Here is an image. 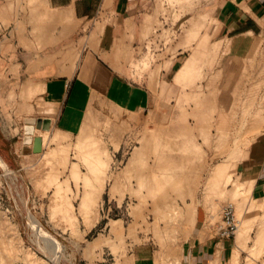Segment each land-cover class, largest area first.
<instances>
[{
    "label": "rangeland",
    "instance_id": "rangeland-1",
    "mask_svg": "<svg viewBox=\"0 0 264 264\" xmlns=\"http://www.w3.org/2000/svg\"><path fill=\"white\" fill-rule=\"evenodd\" d=\"M147 5L140 29L130 22V35L111 34L112 18L104 10L70 52L79 51L86 41L95 47L108 41L109 56L117 68L137 79L150 80L155 96L151 110L123 114L99 100L96 109L86 110L79 132H69L63 138L69 161L54 165L52 173L59 176H54L51 183L42 178L51 171V165L41 153L53 149L56 143H45L48 136L36 125L33 134H27L25 126L17 132L16 140L25 141L24 153L18 166H6L20 168L18 172L24 176L23 214L11 220L2 213L0 225L4 222L6 226L0 236L11 235L9 223L17 227L22 238L15 253L0 244V264H31L25 257L27 251H31L32 261L38 264H136V250L141 247L154 251V264H185L184 239L199 228H203L202 236L212 235L224 201L235 204L242 220L241 229L245 225L249 228L245 212L247 194H213L208 201L205 183L214 164L235 151H242L243 158L251 142L264 132V48L255 53L250 66L232 62L222 50V41H216V0H153ZM31 13L34 15L33 9ZM194 22L198 23L196 37L183 43L182 36ZM43 23L47 25L48 21H40L36 28ZM64 45L62 49L68 43ZM179 46L189 49L200 66L188 68L174 80L170 76L165 82L160 62ZM169 62L164 66L168 67ZM14 116L9 111L8 118L12 120ZM256 120L260 125L254 128ZM88 128L102 137L111 160L103 193L86 218L81 210L85 191L82 176L88 167L82 160L78 141ZM221 129L224 138L219 140ZM206 130L211 132L209 141L204 137ZM56 131L51 125L50 134ZM187 135L195 136L202 152L195 151L191 143L185 144ZM73 162L78 163L81 177L73 175ZM183 165L185 173L192 176L176 189L168 174ZM91 178L99 185L96 177ZM28 192L35 196L34 202L29 201ZM194 198V210L189 213L188 203ZM262 207L255 203L251 206ZM115 219L122 225L121 234L113 229ZM251 231L250 227L239 262L247 264L252 255L254 264H264V241L256 251ZM170 248L171 253L165 254Z\"/></svg>",
    "mask_w": 264,
    "mask_h": 264
},
{
    "label": "crops",
    "instance_id": "crops-1",
    "mask_svg": "<svg viewBox=\"0 0 264 264\" xmlns=\"http://www.w3.org/2000/svg\"><path fill=\"white\" fill-rule=\"evenodd\" d=\"M151 1L0 0L2 162L19 165L25 141L16 140V135L25 126L26 117H50L52 129L75 135L82 126L86 110L96 109L99 100L123 114L151 110L155 96L150 80L137 79L117 68L109 56L108 41L103 40L97 47L86 41L74 60L70 52L104 10L112 18L111 34L130 35L131 21L140 29L145 20L144 10ZM216 3L215 24L219 27L215 32L219 35L216 41H222V50L232 62L250 66L255 53L264 48V0H216ZM43 19L48 24H40L37 29L36 25ZM106 36L107 33L103 39ZM65 43L68 45L62 49ZM169 54L168 59L160 62L161 78L165 82L170 76L174 80L184 73L189 62V68L200 66L195 55L184 46H179L173 55ZM167 61L170 62L165 67ZM9 111L15 115L12 120L8 118ZM236 168L233 178L247 184L240 191L248 196L245 212L251 234L256 237L264 221V207L252 209L251 206L254 203L264 205V132L251 142ZM227 186L231 188L232 183ZM238 199L241 201L243 195ZM202 229L183 241L185 264H210L218 252L223 264H231L238 232L229 237H221L215 231L210 236H202ZM135 263L154 264V251L138 248Z\"/></svg>",
    "mask_w": 264,
    "mask_h": 264
},
{
    "label": "bare ground",
    "instance_id": "bare-ground-1",
    "mask_svg": "<svg viewBox=\"0 0 264 264\" xmlns=\"http://www.w3.org/2000/svg\"><path fill=\"white\" fill-rule=\"evenodd\" d=\"M43 21L45 22L46 20L43 19ZM197 24H198L197 22L192 23V25L185 31L184 35L182 36V42L183 43H190L192 41V39H194L196 37ZM44 25H46V23L42 24V26H44ZM78 55H79V51H77V52L73 51L72 52V59L74 60ZM190 64H191V62L187 63V66H185L184 69L187 70L189 68ZM259 125H260L259 121L256 120V122L254 123L253 126H254V128H257V127H259ZM90 128H92V126ZM90 128L84 129L82 131L81 137L78 141V145H79L80 151H81L82 160L86 163V165L88 167V172L82 176L84 178V182H85V191H84L83 197H82L81 210H82V212L86 218H88L90 216V213L92 211L94 204L98 201V198L103 193V190H104L105 185H106L107 169H108V166H109V163L111 160V155H110L109 149L106 145H104L105 143L103 142L102 137L99 136L95 132L94 129H90ZM50 129H44L42 131L48 136V137H45V143L47 142V140H49L53 143H56L57 146L54 147L53 149L49 150V151H44L43 153L39 152V153L45 155L46 163L51 165V171L48 174H46L44 177H42L43 180H45L49 183H51V180L54 176L55 177L59 176L57 173H52L53 169H54V165L60 161L61 162L65 161L66 163H68V161H69L68 156L66 155L67 147H66L65 142H63V138L66 136H69V134H68L69 132L64 131V130H58V131L54 132L53 134H50V131H49ZM223 131H224V129H221L219 132V134H220L219 140H222L224 138V135L222 134ZM187 136L185 137V140H184L185 144L191 143L192 146L194 147L195 151H197L199 153L202 152L201 144H200V142H198L195 139V136L194 135L188 136V137ZM204 137L207 141H209L211 139V132L206 130L204 133ZM39 153H37V154H39ZM242 153H243L242 151H235L228 158L223 159L222 161H219L213 165L211 171L208 174V177H207L206 183H205V196L208 199V201H210L209 198L213 194L229 193V194L235 196L240 191V189L242 187L247 186V184L240 181L239 178H237V179L233 178V174L235 173V170L237 169L236 165H237L238 161L240 160ZM2 164L4 166H6V164L4 162H2ZM176 168H178V169L181 168V169L180 170H174L172 172L170 171L168 176L171 179L172 185L176 189H180L184 186L187 178L191 177L192 174L191 173H185V166L184 165L181 167L177 166ZM127 170H129V169H127ZM72 173L75 177H81V173H80L79 166H78L77 162H73V164H72ZM92 175L99 180V185H97L93 182V180L91 178ZM231 182L233 183L232 187L227 188L228 183H231ZM143 183H144V181H142V184ZM45 184L46 183H44V185ZM194 202H195V198L193 199L192 202L188 203L189 213H192V211L194 210ZM258 204L261 205V203H258ZM56 210H57V206H55L54 211H56ZM31 219H32V217H31ZM4 220H2L1 222H3ZM3 223H1L2 225H0V231L1 232L3 230L2 227L4 225L6 226V223L4 225H3ZM36 224H37V226L39 225L38 222H36ZM10 225H12V223ZM8 228H10L12 230L11 235L7 238L6 237L2 238L0 236L1 237L0 244H3L2 247L4 246V248L7 249L8 251H10V253H13V252L15 253V251H17L19 249V246H20L19 241L21 240L22 237H21L20 232L17 230V227L9 226V223H8ZM113 229L118 234L122 233V225H121L119 220H117V219L114 220ZM40 230L43 231L47 237L52 238L50 236V234L45 232L42 228ZM239 230L240 231H239L238 237H237V248L234 251V255L232 257L231 264H240V262H239V258L241 255L240 251H241V249H244L246 241L249 237V228L247 225H245L242 229L240 227ZM263 235H264V221H262V223L260 224L259 230L257 231L256 237H255L256 251L259 250V248L262 245V240L264 239ZM53 240L54 239H52V241ZM55 241H54V243H55ZM167 245L168 244H166L165 246H167ZM171 250H172V248H170V250H168L170 252H166V253L163 250L164 251L163 254L165 253L168 255V253L169 254L171 253ZM175 251H177V250H175ZM172 253H174V252H172ZM163 254H161V255H163ZM165 254H164V256H165ZM31 256H32L31 251H27L25 254L26 260L30 261L31 264H38V263L32 261ZM8 264H10V263H8ZM210 264H223L221 261L219 252L217 253L216 257L211 259ZM247 264H254V258L252 255H250L248 257Z\"/></svg>",
    "mask_w": 264,
    "mask_h": 264
},
{
    "label": "built area",
    "instance_id": "built-area-1",
    "mask_svg": "<svg viewBox=\"0 0 264 264\" xmlns=\"http://www.w3.org/2000/svg\"><path fill=\"white\" fill-rule=\"evenodd\" d=\"M20 168L9 169L0 160V216L5 214L11 220H17L21 211L22 193L24 179ZM29 201H35V196L28 192ZM220 218L214 228L216 234L221 237L235 236L241 227L242 220L237 216L236 206L231 201H224L220 204Z\"/></svg>",
    "mask_w": 264,
    "mask_h": 264
},
{
    "label": "water",
    "instance_id": "water-1",
    "mask_svg": "<svg viewBox=\"0 0 264 264\" xmlns=\"http://www.w3.org/2000/svg\"><path fill=\"white\" fill-rule=\"evenodd\" d=\"M25 121V132L27 134L34 133L35 125L43 129H50L52 124L50 117H26ZM34 150H36V148H34Z\"/></svg>",
    "mask_w": 264,
    "mask_h": 264
}]
</instances>
